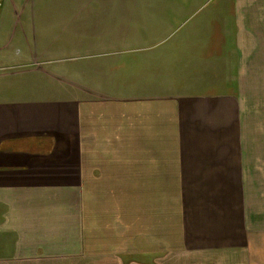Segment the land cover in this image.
<instances>
[{"label":"crops","instance_id":"0c3cea01","mask_svg":"<svg viewBox=\"0 0 264 264\" xmlns=\"http://www.w3.org/2000/svg\"><path fill=\"white\" fill-rule=\"evenodd\" d=\"M80 5L31 18L44 25L38 32L60 38L71 24L55 13L70 6L76 16ZM22 9L26 19L36 15L27 3ZM200 31L207 48L223 46V65L207 70L204 85L184 86L177 73L158 81L175 93L100 88L86 103L66 102L32 89L31 74L16 82L15 73L0 75V264H132L105 249L122 254L139 238L160 245L156 264H174L169 244L214 250L215 264H264V121L256 111L264 107L255 101L264 103V0H229ZM17 88L37 93L6 96ZM45 136L70 141L55 156L9 151ZM137 213H164L152 226L160 221L169 242L139 235Z\"/></svg>","mask_w":264,"mask_h":264},{"label":"rangeland","instance_id":"374dc122","mask_svg":"<svg viewBox=\"0 0 264 264\" xmlns=\"http://www.w3.org/2000/svg\"><path fill=\"white\" fill-rule=\"evenodd\" d=\"M228 1L6 0L4 7H0V38L7 39L8 34L9 37L15 34L20 41L0 40V51L7 52L5 55L0 52V75L15 73L13 80L16 82L21 81L25 73L31 74L34 80L30 81L37 84L32 89L41 88L38 90L58 100L72 102L81 99L79 101L84 103L90 100L91 96L97 95L100 88L107 90L111 95L125 97L175 93L173 90L156 88L159 80L166 82L173 73H177V77L185 81L184 86L188 81L204 85L207 81V70L222 66L223 59L216 56L225 52L219 43H213L212 49L206 47V43L201 41L200 25L214 8ZM24 3L33 9L36 7V15L29 12L26 19V16H23L26 13L22 9ZM78 3H86L84 6H78V18L70 11L73 9H69L70 6L62 7L55 13L58 19L65 20L64 24H71L70 32H62L59 29L57 32L64 33L60 34V38L57 37L58 33L47 35L38 32L44 25L41 22L37 26V20L31 17L39 15L45 20L44 8ZM66 33H70L68 36L74 39L67 38ZM81 39L90 41H80ZM148 46H153V50L148 49ZM160 70L162 72L158 73ZM1 85L4 84L0 83V87ZM149 86L155 88H148L147 91L142 89ZM12 92L20 98L26 93H37V90L17 88L7 92L6 96H13ZM251 92H248L246 97L253 100ZM255 101H262L260 107H264L261 98ZM256 111L262 116L259 120V123H262L264 109L257 107ZM46 137L37 140L35 138L36 141L26 143L15 142L10 146L14 149L9 151L17 152L16 148L21 147L33 150L32 154H37L36 157L55 156L58 154L57 147L62 149V146H67L70 141L69 136L65 137L66 141L63 142L57 138L46 140ZM137 215L139 217V213ZM159 215L165 219L164 213H143L131 226L139 228V235L149 236L157 242H169L167 235L156 229L161 226L160 221L152 226V221ZM164 226L167 227L166 224ZM174 236L176 241H184L182 234ZM150 243L139 238L137 247L133 250L128 249L121 254L112 246L111 249H105V252L110 256L119 257L120 260V257H124L127 263L139 264L141 260L144 264H156L157 258L153 255L163 251L157 249L159 244L152 246ZM169 245L172 249L167 252L172 254L174 264L216 263L214 250L193 251L181 248L178 244ZM154 248L156 250H153ZM184 253L187 257L185 260L182 259ZM189 254L195 258H190Z\"/></svg>","mask_w":264,"mask_h":264},{"label":"built area","instance_id":"2783aa9c","mask_svg":"<svg viewBox=\"0 0 264 264\" xmlns=\"http://www.w3.org/2000/svg\"><path fill=\"white\" fill-rule=\"evenodd\" d=\"M5 1H6V0H0V7L3 6V4H4Z\"/></svg>","mask_w":264,"mask_h":264}]
</instances>
